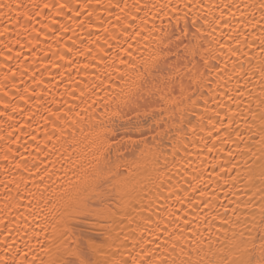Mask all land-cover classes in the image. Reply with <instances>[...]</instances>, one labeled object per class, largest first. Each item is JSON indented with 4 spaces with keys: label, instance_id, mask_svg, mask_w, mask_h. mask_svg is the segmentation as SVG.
I'll return each instance as SVG.
<instances>
[{
    "label": "snow or ice",
    "instance_id": "snow-or-ice-1",
    "mask_svg": "<svg viewBox=\"0 0 264 264\" xmlns=\"http://www.w3.org/2000/svg\"><path fill=\"white\" fill-rule=\"evenodd\" d=\"M0 18V226L18 213L0 264H264V0H5ZM213 51L231 62L214 85Z\"/></svg>",
    "mask_w": 264,
    "mask_h": 264
},
{
    "label": "bare ground",
    "instance_id": "bare-ground-1",
    "mask_svg": "<svg viewBox=\"0 0 264 264\" xmlns=\"http://www.w3.org/2000/svg\"><path fill=\"white\" fill-rule=\"evenodd\" d=\"M2 2H5V0H0V3H2ZM217 2L219 3L220 0H217ZM4 22L5 21L2 18H0V28L3 27ZM219 32H220V29L218 28L217 29V32H216V35H219ZM22 42L26 43V41H22ZM220 42L223 43L222 40ZM258 43H259V41H257V44ZM42 47H44L45 50H46V45H42ZM18 50H19L18 47L13 49L14 52L15 51H18ZM25 55H29V56L31 55L27 51V49H25ZM38 55H43V53L38 50ZM213 56H215L216 59H212ZM205 59L208 60V62H209L208 63V69H210L211 71L209 72L207 69H204L202 63H201L200 70L204 71L205 76L208 77V81H210L211 84H213V85L217 81H219L220 83H223L224 80L227 79V76H224V78L222 80L221 77L217 75V70H218L219 67H223V65L226 62L229 64V68H231V62L230 61H227L225 58H221V53L219 51H213V52H211L208 56L205 57ZM0 61H2V58H0ZM213 65H217V67L214 68ZM2 75H3V73H2V71H0V77H2ZM53 75H55V73H53ZM227 75H232V73L229 72ZM46 82H47V78H46ZM235 85H236V81L233 80L231 82V87H235ZM58 87H59V91H55V89H53V91H55V94L57 96H59L61 94V92H63V85H58ZM177 91H179V89H177ZM207 91H208V86L205 87V92L207 93ZM212 94L213 95H216L217 98H219L218 91H214ZM209 102L211 103V101H209ZM0 111H3L2 106H0ZM17 119H19V117H17ZM33 127H35V126H33ZM87 133H89V128L87 126V123H85V125H83V133H80L79 130H78V136L79 137H84ZM41 138L43 139V137H41ZM87 144H88V140L87 139H82L81 140V143H80V146H79L80 151H81V154L87 153V151H88V149L86 147ZM49 166H51V165H49ZM56 167L57 168L60 167L59 166V163H57ZM61 174H62V170L60 172H57V175L58 176L61 175ZM69 175H71V174H69ZM6 179L11 180L12 179V176L11 175H8L6 177L2 172H0V181H4ZM28 179L31 180V177H28ZM21 191H22V194H24L25 197H26V199L24 200V204L27 205V192H26V190L23 189V187H22ZM14 194L15 193L13 192V195ZM3 200H4V196H3V184L0 183V209H3V206H4L3 205ZM20 212L24 213V215L27 216L28 220L31 221L33 219L32 216H28V214H27V212H25L24 208H21L20 209ZM4 215H5L4 212H0V220H3L4 219ZM16 215H18V213H16V212H13V213L9 214V220H5L4 225L0 226V227L3 228V231H7L8 228H9V226H11L12 228H15L16 227V223H15V217H16ZM10 221H11V224H10ZM23 223H24V221L21 220L20 221V225H19L20 226V229H21L20 235H22V233H23ZM53 223H55L54 214L49 217V232H51V225ZM35 226H36L35 224H32L31 225V227H33V228H35ZM13 235H18V234H16L14 232ZM4 239H5V237L3 235V232H0V240H4ZM7 239L10 242L12 240V237L10 236ZM25 239H26V237H25ZM16 242L17 243H22V241L20 239H17ZM33 243H35V241H33ZM3 247H4V245L3 244H0V251H2V248Z\"/></svg>",
    "mask_w": 264,
    "mask_h": 264
}]
</instances>
